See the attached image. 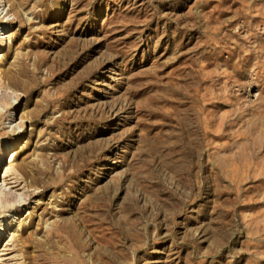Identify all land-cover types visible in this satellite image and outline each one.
<instances>
[{
	"label": "rangeland",
	"instance_id": "1",
	"mask_svg": "<svg viewBox=\"0 0 264 264\" xmlns=\"http://www.w3.org/2000/svg\"><path fill=\"white\" fill-rule=\"evenodd\" d=\"M0 27V264H264V0H0Z\"/></svg>",
	"mask_w": 264,
	"mask_h": 264
},
{
	"label": "bare ground",
	"instance_id": "2",
	"mask_svg": "<svg viewBox=\"0 0 264 264\" xmlns=\"http://www.w3.org/2000/svg\"><path fill=\"white\" fill-rule=\"evenodd\" d=\"M0 29H1V31L3 30V29H5L4 27H0ZM3 34V33H2ZM8 113V112H7ZM14 128V127H13ZM3 187H4V184H0V191H2V189H3Z\"/></svg>",
	"mask_w": 264,
	"mask_h": 264
}]
</instances>
